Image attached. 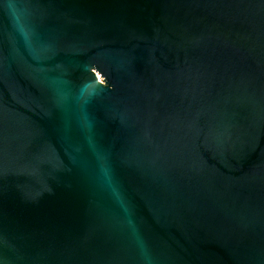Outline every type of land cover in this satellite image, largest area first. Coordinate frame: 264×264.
<instances>
[{
    "label": "water",
    "instance_id": "1",
    "mask_svg": "<svg viewBox=\"0 0 264 264\" xmlns=\"http://www.w3.org/2000/svg\"><path fill=\"white\" fill-rule=\"evenodd\" d=\"M0 264H264V0H0Z\"/></svg>",
    "mask_w": 264,
    "mask_h": 264
},
{
    "label": "bare ground",
    "instance_id": "2",
    "mask_svg": "<svg viewBox=\"0 0 264 264\" xmlns=\"http://www.w3.org/2000/svg\"><path fill=\"white\" fill-rule=\"evenodd\" d=\"M101 80V79H100Z\"/></svg>",
    "mask_w": 264,
    "mask_h": 264
}]
</instances>
